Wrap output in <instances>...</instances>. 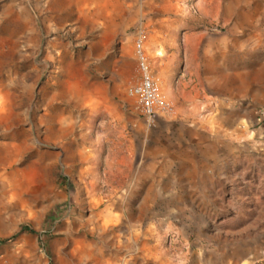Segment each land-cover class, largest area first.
I'll use <instances>...</instances> for the list:
<instances>
[{
  "label": "rangeland",
  "instance_id": "374dc122",
  "mask_svg": "<svg viewBox=\"0 0 264 264\" xmlns=\"http://www.w3.org/2000/svg\"><path fill=\"white\" fill-rule=\"evenodd\" d=\"M138 37L146 56L171 40L158 56L175 92L208 65L235 95L242 66L248 96L264 82V0H0V111L16 165L34 166L0 240L27 232L34 264H264V145L198 135L203 119L161 92L153 55L171 110L148 124L129 94Z\"/></svg>",
  "mask_w": 264,
  "mask_h": 264
},
{
  "label": "crops",
  "instance_id": "0c3cea01",
  "mask_svg": "<svg viewBox=\"0 0 264 264\" xmlns=\"http://www.w3.org/2000/svg\"><path fill=\"white\" fill-rule=\"evenodd\" d=\"M130 38H132V35ZM129 39L124 41L122 49L126 50V48H130L128 46ZM170 41H159L153 54H151V50H147V56L150 58L153 55L154 58L159 60L157 68L161 75L160 77H163V81L159 83V87L161 92L166 94L168 100L180 99L185 101L191 98L192 105L186 111L202 118V123L204 124L195 128L196 133L199 135L208 131L224 129L232 139L249 138L264 145V126L262 123H259L260 119L263 118L264 112V106H261V103L264 102V82L255 86L254 93L248 96L246 91V66H242L240 68L242 70L239 72L238 84L242 86L243 92L235 95L232 90L234 80L226 76H222L223 79L215 77V66L208 65L206 66L207 78L205 79V83L203 82L199 87L191 91H187V86L185 85L183 86L185 89L175 92V85L165 80L169 70H171V66L165 65V58L162 56ZM160 53L162 54L158 56ZM232 100L234 101L233 103H231ZM205 101L208 105L207 107H203L202 110L200 106ZM247 101H250L249 106L251 107L249 108ZM242 102H245L244 105ZM7 111H0V236L5 235L4 229L13 226L6 213L5 204L18 193L15 186L18 177L23 174L26 178L25 180H30L31 177L34 178V166L32 163L24 164L23 166L16 165L21 151L17 146V138L14 136L12 129L6 127L4 117L7 116ZM244 114H248L251 120L247 122V118L242 116ZM7 129L10 130L9 133H6ZM25 145L28 148V136H25ZM32 147L34 150V144ZM20 212L24 216L28 215V212L25 210ZM18 222H20V218H18ZM24 227L26 228V226ZM3 243L0 240V264H14L15 261H17V264H20L21 258L27 259V264H34V238L27 232L21 231L9 247H5Z\"/></svg>",
  "mask_w": 264,
  "mask_h": 264
},
{
  "label": "built area",
  "instance_id": "2783aa9c",
  "mask_svg": "<svg viewBox=\"0 0 264 264\" xmlns=\"http://www.w3.org/2000/svg\"><path fill=\"white\" fill-rule=\"evenodd\" d=\"M137 80L130 86L129 94L134 96L138 108L146 118L148 124H152L156 118L166 112H170V105L162 98L156 80L149 67L148 59L143 47L142 37L135 40ZM260 121L264 122L263 118Z\"/></svg>",
  "mask_w": 264,
  "mask_h": 264
},
{
  "label": "trees",
  "instance_id": "16d2710c",
  "mask_svg": "<svg viewBox=\"0 0 264 264\" xmlns=\"http://www.w3.org/2000/svg\"><path fill=\"white\" fill-rule=\"evenodd\" d=\"M23 230H29V229L24 227Z\"/></svg>",
  "mask_w": 264,
  "mask_h": 264
},
{
  "label": "bare ground",
  "instance_id": "6f19581e",
  "mask_svg": "<svg viewBox=\"0 0 264 264\" xmlns=\"http://www.w3.org/2000/svg\"><path fill=\"white\" fill-rule=\"evenodd\" d=\"M163 98V97H162ZM164 99V98H163Z\"/></svg>",
  "mask_w": 264,
  "mask_h": 264
}]
</instances>
